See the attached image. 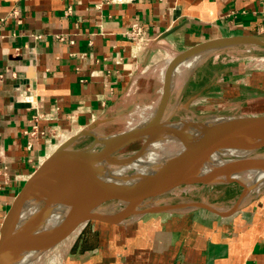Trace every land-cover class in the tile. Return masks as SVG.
<instances>
[{"label":"crops","instance_id":"1","mask_svg":"<svg viewBox=\"0 0 264 264\" xmlns=\"http://www.w3.org/2000/svg\"><path fill=\"white\" fill-rule=\"evenodd\" d=\"M136 21L148 34L139 42L127 36ZM235 34H264V0H0V226L60 135L114 125L159 96L162 81L143 74L156 43L186 49ZM232 73L200 90L190 80L186 102L212 86L243 88L226 84ZM194 211L89 228L63 264H264V187L233 215Z\"/></svg>","mask_w":264,"mask_h":264},{"label":"water","instance_id":"2","mask_svg":"<svg viewBox=\"0 0 264 264\" xmlns=\"http://www.w3.org/2000/svg\"><path fill=\"white\" fill-rule=\"evenodd\" d=\"M172 32L174 30L166 31L161 38ZM241 46L264 49V34L225 35L189 46L171 60L164 84L162 81L160 105L152 117L133 127L125 126L121 130L105 134L98 132V135L94 131L97 130L100 120H95L59 144L32 172L6 212L0 226V264H28L58 245L80 226L83 228L79 235L89 228L121 224L131 221L134 216L141 217L149 213L202 209L227 217L238 211L246 198L245 188L228 208L203 199L167 202L161 198L176 187L192 183L212 186L230 182L241 184L233 177L221 180L222 175L229 170L206 171L202 169V164L212 153L234 142L249 150L264 149V110L212 114L204 118L195 115L176 118V103L172 114H167L173 91L170 72L176 63L207 48H211L215 53ZM189 82L187 79L180 96ZM195 98H190L184 104L185 107L188 108ZM180 99L181 97L178 102ZM86 136H90L91 141L85 146L75 147L74 144ZM144 140L167 141L175 145L176 150L164 162L144 172L127 186L106 191L96 198L75 205L67 215L58 218L56 222L47 221L46 213L51 210L53 202L70 206L78 202L84 192L83 180L89 167L101 153L111 149L119 151ZM233 164L246 165L247 161L239 160ZM258 165L264 167V162ZM60 173L64 174L63 179H54V176ZM36 206L38 209L24 222L19 221L26 209Z\"/></svg>","mask_w":264,"mask_h":264},{"label":"bare ground","instance_id":"3","mask_svg":"<svg viewBox=\"0 0 264 264\" xmlns=\"http://www.w3.org/2000/svg\"><path fill=\"white\" fill-rule=\"evenodd\" d=\"M213 52L214 50H212L211 48L200 50L195 52L191 57L176 63L170 72V80L173 89H177L183 86L184 80H186V77L188 76L190 70H192L200 60L204 59L207 55ZM177 54L178 52L176 51L173 53H168L163 61L156 63L150 68V72H148L149 69L146 71L148 72L147 76L150 73H156L158 75V78H161V81H163L164 84L169 64ZM217 55L218 54H216V56ZM144 74L146 75V73ZM135 78L136 76L134 77V80H137ZM161 98L162 91L151 104L143 105L138 110L133 112L134 118L127 123L128 128L133 127L136 124L152 117L159 108ZM112 121H114V118ZM94 133L97 135L99 134L98 131H94ZM72 135L73 132L63 135L59 139L57 146L59 144H62ZM116 150L117 149H111L107 152L101 153L96 162L89 167L87 176L83 180L84 192L78 202L76 201L71 206L65 203H52L53 206L51 210L49 211V213L48 211L46 213V219L49 223L56 222L58 218L67 215L73 209V207H75V205L78 206V204H81L89 199L96 198L106 191L117 190L127 186L144 172L164 162L170 155L175 152L176 146L167 141L144 140L143 146L134 152H127L123 154L121 153V155H119L116 153L120 150ZM239 160H246L247 164H233L234 162ZM262 162H264V149L257 151L249 150L239 147L238 143L234 142L226 144L218 151L212 153L209 159H207L202 164V169H205L206 171L229 170L227 173H224L222 175L221 180H228L231 177L235 178L244 185V188L247 191L246 196H248L251 190L256 189L257 187L264 184V167L258 165ZM63 176L64 174L60 173L55 175L54 179L61 180L63 179ZM196 188L197 184L192 183L176 187L172 190V192L176 195H180L181 193L188 194L193 192ZM36 209H38V206L32 207L31 209H26L22 213L19 221L24 222V220L30 214H32L30 211H35ZM134 217H137L135 219L139 218V216ZM134 217H132V220L134 219ZM82 228V226L77 227L58 245L44 252L39 258L35 259L32 262H29L28 264H42L48 256H52L53 260H57L59 264H62Z\"/></svg>","mask_w":264,"mask_h":264},{"label":"rangeland","instance_id":"4","mask_svg":"<svg viewBox=\"0 0 264 264\" xmlns=\"http://www.w3.org/2000/svg\"><path fill=\"white\" fill-rule=\"evenodd\" d=\"M156 55L153 56L152 61L150 62L148 68V72H150V68L154 66L156 63L163 61L168 53L180 52L184 50V48H180L175 46L170 41H164L163 43H156ZM173 50V51H172ZM216 54H218L216 56ZM264 49H258L254 47H246L241 46L237 48H226L219 50L215 53H211L207 55L204 59L200 60L186 77L184 80V84L187 79L191 80L189 88L191 90H200L203 86L207 85V82L211 79L216 72L220 70L230 69L232 68V75L229 77V81L226 83L229 85L231 82H239L243 88L234 89L233 87L223 86V87H210L211 92L205 94H199L197 98L194 99L193 107L188 109L185 107V102L188 98V94H182L180 96V92L184 86L180 88L173 89L171 95V104L168 109V115L172 114L173 108H175V102L181 97L178 102V109L175 111L174 116L176 118H184V117H199L204 118L210 116L212 114H231L237 112H248V111H257L264 110ZM146 75L148 74V72ZM143 73V74H144ZM149 77H156L160 83L161 78H158V75L149 74ZM190 76V77H189ZM162 88V87H161ZM160 88L159 92L162 91ZM188 88V90H189ZM247 88V89H245ZM154 101V100H153ZM152 101V102H153ZM149 103H140L135 108L128 110L127 112L122 113L123 115H118L112 121V124H107L101 126L96 131L100 133H109L116 130H121L125 126L128 127V122L134 118V113L140 107ZM70 132L78 133L76 130H72ZM65 134L60 135L57 139H59ZM70 136V137H72ZM91 141L90 136L81 137L75 145V147H81L87 145ZM58 144V142H57ZM56 144V145H57ZM144 144V141H138L130 146L122 148L116 154L121 155V153L134 152L141 148ZM55 146L54 148H56ZM242 184V183H241ZM238 182H230L218 185H197V188L188 194L181 193L180 195L173 194V192L166 194L161 198L163 201L167 202H175L181 199H203L207 200L210 203L217 204L224 208H228L231 204H233L239 196L244 191V185L242 186ZM205 186V188H204ZM262 186L253 189L249 193L248 196L244 199L243 202H246L251 197H253L257 191H260ZM190 194V195H189ZM196 194V195H195ZM31 209V207H30ZM202 210V209H196ZM34 211V210H33ZM33 211H30L33 213ZM186 212H196L194 210H186L180 211L181 214ZM165 213V212H160ZM170 213V212H167ZM179 214V213H178ZM137 217H134V219ZM133 219V220H134ZM77 239V238H76ZM74 244V243H73ZM73 246V245H72ZM66 258V257H65ZM47 261V263H46ZM57 260H53L52 256H48L47 259L42 264H59ZM65 261V259H64ZM65 263V262H63ZM62 263V264H63Z\"/></svg>","mask_w":264,"mask_h":264},{"label":"built area","instance_id":"5","mask_svg":"<svg viewBox=\"0 0 264 264\" xmlns=\"http://www.w3.org/2000/svg\"><path fill=\"white\" fill-rule=\"evenodd\" d=\"M106 2H123L124 0H104ZM147 30L140 22H133L130 26V29L127 32L129 39L134 40L135 42L143 41L147 38Z\"/></svg>","mask_w":264,"mask_h":264}]
</instances>
